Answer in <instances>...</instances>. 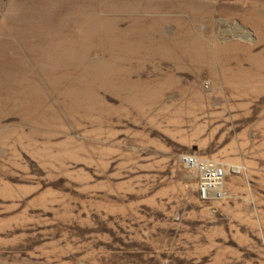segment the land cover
<instances>
[{"label":"rangeland","instance_id":"374dc122","mask_svg":"<svg viewBox=\"0 0 264 264\" xmlns=\"http://www.w3.org/2000/svg\"><path fill=\"white\" fill-rule=\"evenodd\" d=\"M262 12L0 0V264H264Z\"/></svg>","mask_w":264,"mask_h":264},{"label":"built area","instance_id":"2783aa9c","mask_svg":"<svg viewBox=\"0 0 264 264\" xmlns=\"http://www.w3.org/2000/svg\"><path fill=\"white\" fill-rule=\"evenodd\" d=\"M185 166L196 169L200 173V183L198 186L199 198L202 200L216 199L220 197L219 186L224 178V171L216 165L210 166L208 163H202L199 159L191 156L183 158Z\"/></svg>","mask_w":264,"mask_h":264},{"label":"bare ground","instance_id":"6f19581e","mask_svg":"<svg viewBox=\"0 0 264 264\" xmlns=\"http://www.w3.org/2000/svg\"><path fill=\"white\" fill-rule=\"evenodd\" d=\"M262 14H264V12H262ZM255 27H256L258 30H260L262 27H264V25H260V24H259V25H257V24H256V26H255ZM263 38H264V36H263Z\"/></svg>","mask_w":264,"mask_h":264}]
</instances>
